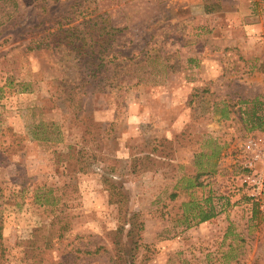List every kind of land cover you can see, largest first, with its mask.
I'll return each instance as SVG.
<instances>
[{
	"label": "rangeland",
	"instance_id": "rangeland-1",
	"mask_svg": "<svg viewBox=\"0 0 264 264\" xmlns=\"http://www.w3.org/2000/svg\"><path fill=\"white\" fill-rule=\"evenodd\" d=\"M84 10L92 31L110 27L108 50L87 48L112 60L95 80L111 79L70 101L79 79L27 47L68 12L85 31ZM251 141L264 143V0H0L3 264H264ZM33 181L54 207L32 186L16 197Z\"/></svg>",
	"mask_w": 264,
	"mask_h": 264
},
{
	"label": "trees",
	"instance_id": "trees-1",
	"mask_svg": "<svg viewBox=\"0 0 264 264\" xmlns=\"http://www.w3.org/2000/svg\"><path fill=\"white\" fill-rule=\"evenodd\" d=\"M69 13V12H68ZM60 16V20L56 21L53 26H49L46 31L48 35L42 36L39 38H32L27 47L28 50H49L53 53H56V62L58 64V69L63 72L64 77L62 82H67L66 85L74 83L75 80L79 79L82 83L80 87L81 90L76 92L74 90L75 86L69 87L66 94V100L74 101L77 97L78 101H82V97L91 96L93 97L96 92H103L104 87L102 86V80L109 81L111 76L108 74L110 69H106L103 73V76L98 80H95L99 75V68H106V65H110L112 60H103L101 57H94L93 54L90 55L88 52V43H92L91 48L94 47V44L101 43L102 46L106 44L105 50H108L111 47L112 33L108 30L109 26H98L99 28L94 31L93 22L97 25V21L100 18L99 16H93L92 13H88L85 10L81 12L84 17L85 31H80V26H76L75 18L69 14ZM48 24L47 21L41 22V24ZM89 43V44H90ZM100 44V47H101ZM119 53V51L117 52ZM109 57V55H107ZM116 56V55H113ZM118 59L120 57H117ZM127 59V57H125ZM120 60V59H119ZM106 61V62H104ZM99 62V63H98ZM125 62V61H124ZM120 64H117L118 67ZM95 67H97L95 69ZM74 70H76V75L74 76ZM64 84V83H63ZM98 87L94 89V87ZM75 95V97L73 96ZM79 107V106H78ZM76 115H78L76 113ZM77 117V116H76ZM79 117V116H78ZM75 118L79 120V118ZM36 127H40L37 125ZM89 134V136H88ZM61 131L54 138L40 137L36 136L35 138L43 141L58 142L63 140L61 138ZM88 140L89 137L94 139V136L91 131L86 128L84 130L83 137ZM77 165H79L78 171H85L84 156L85 152L83 149L77 152ZM105 181L110 184V194L112 196V201L114 203H120L126 198V195L118 188L115 182H111L110 178H105ZM37 183L33 181V184H28L22 186L19 192L16 195L24 196V194L30 190V187L33 190L31 194L33 196L34 203H40L41 205L50 204L53 207L57 204L56 198L51 196L52 189H49L48 192H40L41 187L36 185ZM0 196H2V189L0 188ZM1 198V197H0ZM114 198V199H113ZM215 216L213 212H202L201 219L206 221ZM133 225V224H132ZM2 225L0 223V264H3L4 259V244H3V233Z\"/></svg>",
	"mask_w": 264,
	"mask_h": 264
},
{
	"label": "built area",
	"instance_id": "built-area-1",
	"mask_svg": "<svg viewBox=\"0 0 264 264\" xmlns=\"http://www.w3.org/2000/svg\"><path fill=\"white\" fill-rule=\"evenodd\" d=\"M262 143L249 142L247 150L252 155L250 160L245 163L247 169L245 182L250 190V195L256 200H259L264 194V143Z\"/></svg>",
	"mask_w": 264,
	"mask_h": 264
}]
</instances>
